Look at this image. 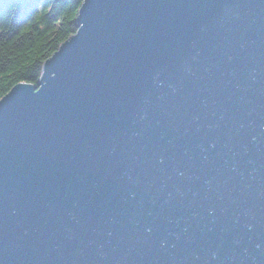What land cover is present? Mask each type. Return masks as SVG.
<instances>
[{"label": "water", "instance_id": "water-1", "mask_svg": "<svg viewBox=\"0 0 264 264\" xmlns=\"http://www.w3.org/2000/svg\"><path fill=\"white\" fill-rule=\"evenodd\" d=\"M0 99V264H264V0H84Z\"/></svg>", "mask_w": 264, "mask_h": 264}, {"label": "trees", "instance_id": "trees-1", "mask_svg": "<svg viewBox=\"0 0 264 264\" xmlns=\"http://www.w3.org/2000/svg\"><path fill=\"white\" fill-rule=\"evenodd\" d=\"M84 0H0V99L37 85L44 62L77 31Z\"/></svg>", "mask_w": 264, "mask_h": 264}]
</instances>
